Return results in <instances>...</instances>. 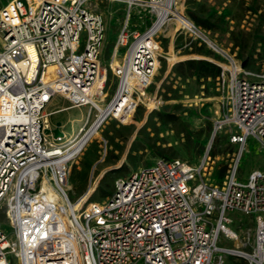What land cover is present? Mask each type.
Masks as SVG:
<instances>
[{"label":"built area","instance_id":"2783aa9c","mask_svg":"<svg viewBox=\"0 0 264 264\" xmlns=\"http://www.w3.org/2000/svg\"><path fill=\"white\" fill-rule=\"evenodd\" d=\"M99 1L9 0L0 8V210L13 232L9 237L0 227V264H226L223 255L264 264V172L237 179L249 139L264 150V71L243 67L223 50L224 62L210 60L221 68L216 90L223 119L214 130L234 127L231 143L240 153L221 186L208 183V154L199 165L158 157L118 178L102 202L90 201L93 177L86 192L70 200L69 165L88 142L71 153L90 119L65 149L54 146L45 124L53 99L90 106L100 119L112 72L119 84L100 126L109 118L126 123L138 108L150 113L164 103L158 91H149L165 57L158 35L166 23L155 27L168 0H107L127 11L109 68L102 61ZM133 18L140 24L132 26ZM230 212L256 216L253 245L250 232L242 242L250 251L218 246L222 234L240 239L227 226Z\"/></svg>","mask_w":264,"mask_h":264},{"label":"rangeland","instance_id":"374dc122","mask_svg":"<svg viewBox=\"0 0 264 264\" xmlns=\"http://www.w3.org/2000/svg\"><path fill=\"white\" fill-rule=\"evenodd\" d=\"M8 1L0 0V8ZM177 7L188 19L189 9L196 11L204 19H209L214 24L211 31L198 29L210 41L227 54L245 62L249 70L264 71V0H177ZM96 8L104 18L102 61L109 68L118 32L126 19V6L103 0L98 2ZM135 23L140 24L133 18L131 25ZM2 41L3 34L0 31V49ZM158 42L160 52L165 57L160 58L159 70L149 92L158 91L163 105L150 113L146 107H140L134 119L126 123L109 118L100 126L69 165L68 186L72 202L86 192L91 177L96 179V190L90 201L102 202L107 198L103 196L105 191L114 192L118 178L128 177L134 171L152 165L161 155H168L192 165H199L205 158L215 121L223 119V115L218 111L216 80L211 82L198 81L191 77L180 78L173 72V67L181 60L197 57L188 54L187 48L192 43L209 50L211 55L205 57L209 60L224 62L223 54L173 22L164 27L158 35ZM123 53L124 49L118 54L117 62L122 63ZM118 84L119 79L110 72L106 83L108 97L105 102H101L103 107L112 99ZM67 101L55 97L45 113L51 114L71 106ZM121 110L116 113L117 116L121 115ZM98 116L99 112L91 110L90 106L69 108L50 115L45 121V124H48L46 130L54 129L58 123H62L61 130L65 137L56 140L46 133L47 139L54 146L65 149L66 145L80 133L88 119L90 122L85 131L91 128ZM236 132L234 127L225 126L216 133L205 170L208 183L221 186L226 178L222 179L219 172L226 170L229 174L234 166L240 153V147L231 143V136ZM192 136L199 137V142H194ZM104 140L107 141L106 146ZM211 151L214 155L210 156ZM255 170L264 172V150L259 141L250 138L239 163L238 181L246 182ZM228 217L233 222L227 226L239 234L240 239H229L222 234L218 246L243 248L242 242L247 240L248 232L251 233L250 244L253 245L256 216L230 212ZM0 227L9 237H13L3 210H0ZM245 250L250 251L251 248ZM220 254L218 253L216 257ZM223 257L226 264H244L242 259L235 256Z\"/></svg>","mask_w":264,"mask_h":264},{"label":"trees","instance_id":"16d2710c","mask_svg":"<svg viewBox=\"0 0 264 264\" xmlns=\"http://www.w3.org/2000/svg\"><path fill=\"white\" fill-rule=\"evenodd\" d=\"M187 15L189 19L193 22V24L200 29H204L206 31H211L214 28V24L209 19H204L201 17L196 11L188 10ZM188 48V54L197 55L199 57H208L211 55V52L207 50L203 46H199V44H191ZM249 65V63H248ZM173 72L177 77L180 78H195L198 81H209L215 82L216 78L221 72V68L215 63L205 60V59H188L183 62L177 63L173 67ZM194 142H199V137L192 136L191 137ZM211 154L214 153L211 151ZM161 157L167 159H173L168 155H161ZM220 176L223 178L226 177L227 171L222 170L219 172ZM112 195V192L105 191L103 196L108 197Z\"/></svg>","mask_w":264,"mask_h":264},{"label":"bare ground","instance_id":"6f19581e","mask_svg":"<svg viewBox=\"0 0 264 264\" xmlns=\"http://www.w3.org/2000/svg\"><path fill=\"white\" fill-rule=\"evenodd\" d=\"M172 22L173 23H178V25L182 29H184V30H186V31H188L190 33H193L194 35L198 36L200 39L206 40L207 42H212L198 28H196L193 25V23L188 18H186L181 12H179L178 7H177V0H168L167 4H165V6H163V11H161V18H160L159 22L157 23L155 29L159 30V29H161L163 27V25L165 23H166V25H169ZM212 45L214 46V48H216L217 51L223 52L213 42H212ZM100 107H101V110H102V115H101L100 119H97L95 121V123L88 130V132H87L86 136L84 137V139L81 141L79 146L71 153V155L76 153V152H79L80 148L86 142H89V140L92 138V136L100 128L99 126H100L103 118H105L107 116V114L110 113V111H111V108H106V106L103 107L101 103H100ZM215 135H216V132H215ZM214 138H215V136H214ZM214 138H213V140H214Z\"/></svg>","mask_w":264,"mask_h":264},{"label":"water","instance_id":"95a60500","mask_svg":"<svg viewBox=\"0 0 264 264\" xmlns=\"http://www.w3.org/2000/svg\"><path fill=\"white\" fill-rule=\"evenodd\" d=\"M194 25V24H193ZM195 26V25H194ZM196 27V26H195ZM205 43H207L211 48L215 49L214 46L212 45V42H207L206 40H203ZM202 59H205V60H209L207 58H202ZM210 61V60H209ZM246 66V63L243 62V67ZM62 123H58L56 128L54 129H50V130H47V134L51 135V134H54L55 138H59V137H64L65 134L62 132L61 128H62ZM215 136V130L213 131V134H212V137H211V140L209 142V145H208V148H207V151H206V154L207 155L209 153V150L211 148V145H212V141H213V138Z\"/></svg>","mask_w":264,"mask_h":264},{"label":"crops","instance_id":"0c3cea01","mask_svg":"<svg viewBox=\"0 0 264 264\" xmlns=\"http://www.w3.org/2000/svg\"><path fill=\"white\" fill-rule=\"evenodd\" d=\"M149 25V23H147V26ZM146 28V26H144V28H141V30H144ZM189 47V46H188ZM188 49H190V48H187V50ZM189 51V50H188ZM190 55H193V54H190ZM202 58H205V57H199V56H197V57H195V58H193V57H191V58H187V59H184V60H181V61H179L178 63H180V62H183V61H185V60H188V59H202ZM175 66V65H174ZM156 92V91H155ZM154 92V93H155ZM58 98H63L64 100H66L67 101V99H65L64 97H60V96H57ZM56 97V98H57ZM68 102V101H67ZM106 104H108V103H105V105ZM69 108H71V106H69V107H66V108H63L62 110H67V109H69ZM62 110H59V111H55V112H53L54 114L55 113H58V112H60V111H62ZM149 113V112H148ZM132 119H134V116H133V118ZM52 129V128H51Z\"/></svg>","mask_w":264,"mask_h":264}]
</instances>
